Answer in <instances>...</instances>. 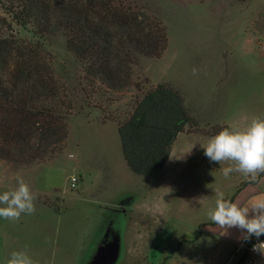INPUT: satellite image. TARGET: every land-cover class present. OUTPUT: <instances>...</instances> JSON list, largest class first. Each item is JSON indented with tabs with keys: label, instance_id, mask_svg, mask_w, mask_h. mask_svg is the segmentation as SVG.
<instances>
[{
	"label": "rangeland",
	"instance_id": "rangeland-1",
	"mask_svg": "<svg viewBox=\"0 0 264 264\" xmlns=\"http://www.w3.org/2000/svg\"><path fill=\"white\" fill-rule=\"evenodd\" d=\"M114 4L159 18L168 34L162 55L138 56L127 86L116 88L86 73L61 30L7 25L0 9L6 19L0 32L36 46L49 65L58 94L45 104L65 114L68 129L43 160L0 158V192L15 188L19 175L36 195L33 214L14 222L0 218V264L19 250L34 264H227L242 236L236 228L220 235L208 218L216 192L242 203L264 195V176L247 186L250 179L239 172L225 177L222 169L234 165L210 162L201 147L210 137L190 135L204 133L189 125L176 135L168 167L143 175L127 166L118 135L144 95L169 82L181 90L200 129L219 132L224 124L202 125L224 121L230 130H244L253 118L264 119V0ZM62 102L71 104L68 113Z\"/></svg>",
	"mask_w": 264,
	"mask_h": 264
},
{
	"label": "trees",
	"instance_id": "trees-1",
	"mask_svg": "<svg viewBox=\"0 0 264 264\" xmlns=\"http://www.w3.org/2000/svg\"><path fill=\"white\" fill-rule=\"evenodd\" d=\"M0 9L7 25L33 23L42 31L61 30L67 49L85 63L86 73L112 88L127 86L138 56L160 57L168 44L159 18L137 7L115 5L114 0H0ZM55 82L36 46L0 32L1 159L39 161L63 144L68 134L65 114L45 104L57 97ZM62 104L68 113L71 104ZM185 125L192 132L218 133L216 126L198 128L180 93L158 84L118 126L127 166L142 175L162 167Z\"/></svg>",
	"mask_w": 264,
	"mask_h": 264
},
{
	"label": "clouds",
	"instance_id": "clouds-1",
	"mask_svg": "<svg viewBox=\"0 0 264 264\" xmlns=\"http://www.w3.org/2000/svg\"><path fill=\"white\" fill-rule=\"evenodd\" d=\"M193 73L196 70L193 69ZM210 162H231L233 166L224 167L225 177L239 172L254 181L264 173V119L253 118L244 130L222 129L201 146ZM190 152V151H189ZM16 187L0 192V218L18 221L22 214L35 212L36 195L22 176L15 177ZM208 218L218 227L220 235L227 230H240L243 239L264 235V195L255 197L247 203L231 201L222 191L216 192L215 207L207 213ZM253 250L264 256V242L253 245ZM7 264H34L23 250L13 251Z\"/></svg>",
	"mask_w": 264,
	"mask_h": 264
},
{
	"label": "built area",
	"instance_id": "built-area-1",
	"mask_svg": "<svg viewBox=\"0 0 264 264\" xmlns=\"http://www.w3.org/2000/svg\"><path fill=\"white\" fill-rule=\"evenodd\" d=\"M261 48L264 50V39L261 41ZM76 182L77 179L72 177L71 185L75 186ZM258 242H264V237L256 238L253 236L247 240L242 239L240 243L233 248L228 263L234 259L233 264H264V256L258 251L253 250V245Z\"/></svg>",
	"mask_w": 264,
	"mask_h": 264
},
{
	"label": "crops",
	"instance_id": "crops-1",
	"mask_svg": "<svg viewBox=\"0 0 264 264\" xmlns=\"http://www.w3.org/2000/svg\"><path fill=\"white\" fill-rule=\"evenodd\" d=\"M168 84H170V86H171L174 90H177V91L180 93V95H181V97H182V100H183V104H184L185 108L187 109L189 115L192 116L193 119H194V121L199 125L200 123L197 122L196 117L190 113V109H189V107L187 106L186 99L184 98V96H183L181 90H180L176 85H174L172 82H169ZM223 124L227 127V129L230 130V125L227 124V123L224 122V121H218V122H213V123H211V122H207V123L203 124L202 126H204V125H205V126H206V125H207V126H213V125H223ZM199 126L201 127V125H199ZM179 134H180V133H179ZM179 134H178V135H179ZM178 135H177V136H178ZM190 135L199 136L200 139L209 138V137L211 138V137H212V135H204V134H200V133H193V134H190ZM213 136H214V135H213ZM176 138H177V137H176ZM175 140H176V139H175ZM175 140H174V142H175ZM174 142H173V144H172V147H171V150H170V154H169L168 158H167L166 161H165V164H164L161 168L158 169L159 171H163L164 169H166V168L168 167V165L170 164L171 160L173 159L174 154H177V153H176V150H175V148H174ZM189 151H190V148L183 150V153H184V154L190 153ZM188 156H189V155H188ZM155 171H157V169H156ZM262 176H264V173H260V174L257 176L256 180H254V181H252V180L250 181V180H249V183H250V184L247 183L245 186H247V185H256V184L258 183L259 179H260ZM240 189H241V188H240ZM240 189H239V190H240ZM241 190H242V189H241ZM241 190H240V191H241ZM242 239H243V238L241 237V239H240L239 241H241ZM239 241H238V242H239ZM236 244H237V243H234L233 248L235 247ZM226 260H227V259H226ZM224 264H226V261H225Z\"/></svg>",
	"mask_w": 264,
	"mask_h": 264
}]
</instances>
